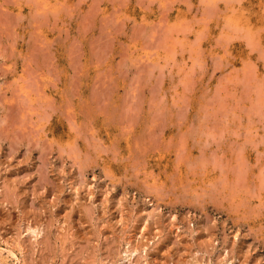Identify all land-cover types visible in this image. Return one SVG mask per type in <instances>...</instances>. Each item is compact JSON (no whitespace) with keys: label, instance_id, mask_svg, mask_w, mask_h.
<instances>
[{"label":"rangeland","instance_id":"rangeland-1","mask_svg":"<svg viewBox=\"0 0 264 264\" xmlns=\"http://www.w3.org/2000/svg\"><path fill=\"white\" fill-rule=\"evenodd\" d=\"M0 264H264V0H0Z\"/></svg>","mask_w":264,"mask_h":264}]
</instances>
